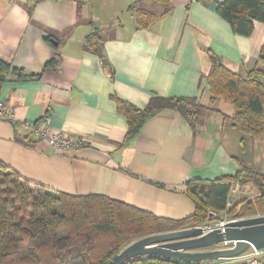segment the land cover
I'll use <instances>...</instances> for the list:
<instances>
[{
    "label": "crops",
    "instance_id": "crops-1",
    "mask_svg": "<svg viewBox=\"0 0 264 264\" xmlns=\"http://www.w3.org/2000/svg\"><path fill=\"white\" fill-rule=\"evenodd\" d=\"M223 2L169 0L167 11L162 0H0V59L32 77L9 74L1 86L0 101L14 116L0 120V160L53 192L105 196L179 222L195 214L189 183L234 176L241 166L264 172V135L243 146L233 123L213 112L192 125L163 111L125 143L118 100L140 110L154 96L209 104L211 56L240 75L255 68L264 24L249 37L235 34L218 14ZM140 10L155 16L147 29ZM94 33L104 40L100 55L84 48ZM24 124H48L84 143L62 156ZM258 195L253 182H238L229 199L234 207ZM250 208L241 203L239 219L264 216Z\"/></svg>",
    "mask_w": 264,
    "mask_h": 264
},
{
    "label": "trees",
    "instance_id": "trees-1",
    "mask_svg": "<svg viewBox=\"0 0 264 264\" xmlns=\"http://www.w3.org/2000/svg\"><path fill=\"white\" fill-rule=\"evenodd\" d=\"M162 2L169 11V0ZM217 11L239 36H251L256 22L264 24V0H224ZM154 17L140 10L139 26L147 29ZM103 44L100 33H94L87 38L84 48L100 55ZM55 64L56 59L46 68ZM9 74L18 80L32 78L0 59V89ZM205 79L210 95L208 105L199 100L154 96L147 108L140 110L118 100V110L127 118L129 127L125 143L163 111L180 113L194 125L207 112L220 113L215 104L222 99L234 108L227 118L242 134L243 146L248 138L264 135V46L255 68L245 75L232 72L219 58L211 56V70ZM249 181L260 193L254 200L246 199L241 203L251 205L250 210L258 205L264 208V172L241 166L234 176L189 183L187 196L195 205V214L179 222L156 217L105 196L78 197L53 192L23 179L0 160V264H107L113 256L143 237L239 219L241 203L215 219L210 218L209 211H226L234 184ZM125 264L205 263L145 256Z\"/></svg>",
    "mask_w": 264,
    "mask_h": 264
},
{
    "label": "water",
    "instance_id": "water-1",
    "mask_svg": "<svg viewBox=\"0 0 264 264\" xmlns=\"http://www.w3.org/2000/svg\"><path fill=\"white\" fill-rule=\"evenodd\" d=\"M230 244L234 246L218 248ZM250 247L264 249V216L229 221L209 232L199 226L149 235L125 247L107 264H125L145 256L211 264L241 256Z\"/></svg>",
    "mask_w": 264,
    "mask_h": 264
},
{
    "label": "built area",
    "instance_id": "built-area-1",
    "mask_svg": "<svg viewBox=\"0 0 264 264\" xmlns=\"http://www.w3.org/2000/svg\"><path fill=\"white\" fill-rule=\"evenodd\" d=\"M13 116L14 113L12 110L7 108L4 102L0 101V120L12 121ZM23 127L31 129L40 140H44L48 144L51 151L62 156L72 155V153L78 148H81L84 143L83 141L68 137L60 132L53 131L48 124L44 126L24 124ZM231 208H233V202L229 199L227 209L221 215L228 213ZM209 216L215 219L218 218L220 214L209 211ZM229 221L233 220L224 219L221 222L207 223L201 227L209 232L212 228L223 225ZM230 245L231 247L234 246L233 244ZM211 264H264V249L250 247V249L241 256L232 259H222Z\"/></svg>",
    "mask_w": 264,
    "mask_h": 264
},
{
    "label": "rangeland",
    "instance_id": "rangeland-1",
    "mask_svg": "<svg viewBox=\"0 0 264 264\" xmlns=\"http://www.w3.org/2000/svg\"><path fill=\"white\" fill-rule=\"evenodd\" d=\"M105 19H103L102 21H104ZM96 21H98V20H96ZM102 23H104V22H102ZM263 83H264V79H263ZM201 101V100H200ZM220 102H222L223 104L225 103V107L224 108H222L221 109V106L223 105V104H221V106H219L220 104V102L219 103H216L215 104V107L218 109V110H220L221 112L220 113H217V114H220V115H222V116H224V117H226L227 118V116H230L232 113H233V111H234V108L227 102V101H224L223 99L222 100H219ZM202 102V101H201ZM218 102V101H217ZM204 105H208V104H205L204 102H202ZM193 108V107H192ZM208 113V112H207ZM213 113H216V112H213ZM204 117L205 116H202V117H200L195 123H194V125H197V124H199L200 122H204ZM228 120H230L229 118H227ZM231 121V120H230ZM232 122V121H231ZM261 136V135H260ZM259 137V136H258ZM255 138V137H254ZM259 190V189H258ZM260 193V192H259ZM247 195L249 196V198H254L256 195H255V193H250L249 192V194L247 193ZM252 200V199H251ZM255 208H257L258 210H260V205H258V206H255ZM254 208V209H255ZM262 210H264L263 208H262ZM250 211H247V214L249 213ZM220 215L222 214V213H219ZM196 227H199V226H196ZM190 228V227H189ZM226 247H231V245H222V246H219L218 248H226Z\"/></svg>",
    "mask_w": 264,
    "mask_h": 264
}]
</instances>
